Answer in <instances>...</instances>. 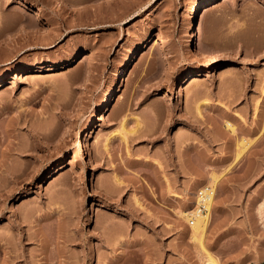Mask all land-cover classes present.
Returning a JSON list of instances; mask_svg holds the SVG:
<instances>
[{
	"label": "rangeland",
	"instance_id": "1",
	"mask_svg": "<svg viewBox=\"0 0 264 264\" xmlns=\"http://www.w3.org/2000/svg\"><path fill=\"white\" fill-rule=\"evenodd\" d=\"M197 1L0 0V184L23 176L0 197V264H203L177 211L213 169L204 248L217 264L261 262L264 0L195 14L217 53L210 70L184 17ZM137 43L120 92L85 129ZM189 69L199 73L182 85Z\"/></svg>",
	"mask_w": 264,
	"mask_h": 264
},
{
	"label": "bare ground",
	"instance_id": "2",
	"mask_svg": "<svg viewBox=\"0 0 264 264\" xmlns=\"http://www.w3.org/2000/svg\"><path fill=\"white\" fill-rule=\"evenodd\" d=\"M214 1L217 0H198L195 2L190 9L187 11L186 15L184 16L187 20L190 21V29L188 31L189 33V41L191 47H193L194 51L202 55V68L206 70H210L212 66L214 65V61L217 58V53L213 51L212 48L203 45L202 41L199 39L197 35V27H196V19H195V14L203 7V6H208L212 4ZM20 3H23V1H20ZM149 42H157L159 44V48L165 49L170 45V41L165 38V37H159L158 35L151 36L148 40ZM143 43H137L133 48L132 51L125 56L118 74L116 75L112 87L107 91L101 102L96 106V112H95V118L88 120L84 128H88L91 124L96 122L98 120L97 117L107 108L110 107L112 100L114 99L115 95L117 92H120V84L123 80H125L127 76V72L131 64L133 63L134 60L138 59L140 56V51ZM89 54L86 53L82 59L88 58ZM198 69H189L183 76V82L182 85L189 84L191 81V78L198 74ZM17 74V73H16ZM201 74V73H200ZM4 78L2 77V80ZM0 80V82L2 81ZM173 87V83H171L167 89L164 91L163 94H167L168 91ZM120 95V94H119ZM199 103V102H198ZM205 103V102H204ZM197 104V103H196ZM195 104V110L197 111L198 114H200V106L203 104ZM256 108V107H255ZM225 124L228 129L234 130L233 124L229 122V120H225ZM134 130V129H132ZM126 131L122 133V138H126ZM45 136V135H44ZM82 136L81 132L79 133V139ZM247 138H242L241 141H238V147L237 151L235 153L234 159H238L246 150L248 145L252 142V139ZM82 139V137H81ZM126 140V139H125ZM62 168V164L58 165V169ZM195 168V166L193 167ZM10 169V168H9ZM8 169V171H9ZM12 170V169H11ZM9 172L11 179L8 178L3 184H0V197L6 198L12 194L14 190V184L12 183H17L19 181L23 180L22 172L18 173L17 171H11ZM14 170V169H13ZM8 173V172H7ZM6 178V179H7ZM205 182L201 185L199 184L196 194H193L192 200L187 201V204L185 205V208H181L180 210L178 209L177 213L178 215L182 218L183 222L185 221L188 228L189 232V237L190 239L194 240L199 244V249L200 252L198 251V254L203 256V264H217V260L211 255L210 252H208L204 246H203V238L204 235L207 231V227L210 222V214L212 211V208L214 207L215 203V190L217 187V184L219 180L221 179V174L217 173L214 169L205 174ZM117 180V179H116ZM202 180V179H201ZM200 180V182H201ZM9 181V182H8ZM204 181V180H202ZM11 183V184H10ZM197 186V185H196ZM257 210L259 212L260 218L264 224V197L258 202ZM1 246V244H0ZM202 258V259H203ZM258 264H264V250H263V255L261 258V262Z\"/></svg>",
	"mask_w": 264,
	"mask_h": 264
}]
</instances>
